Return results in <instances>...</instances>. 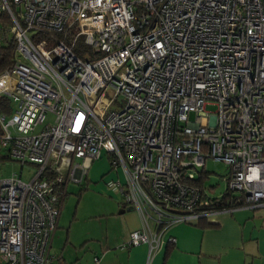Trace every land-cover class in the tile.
I'll list each match as a JSON object with an SVG mask.
<instances>
[{
	"label": "built area",
	"instance_id": "1",
	"mask_svg": "<svg viewBox=\"0 0 264 264\" xmlns=\"http://www.w3.org/2000/svg\"><path fill=\"white\" fill-rule=\"evenodd\" d=\"M0 11L15 42L0 146L34 166L28 180L0 178V264H47L67 186L103 152L124 175L107 185L141 219L123 249L264 207V0H1ZM208 159L229 167L237 205L194 183Z\"/></svg>",
	"mask_w": 264,
	"mask_h": 264
},
{
	"label": "crops",
	"instance_id": "2",
	"mask_svg": "<svg viewBox=\"0 0 264 264\" xmlns=\"http://www.w3.org/2000/svg\"><path fill=\"white\" fill-rule=\"evenodd\" d=\"M0 38L5 39L7 35L1 33ZM89 169L81 183H73L82 185L87 181ZM119 173V169L107 166L91 176L94 179L98 174L102 178L111 175L105 179L103 187L116 200L113 208L94 218L104 224L102 233L90 232L87 239L99 243L101 255L97 257V264H264V207L236 208L216 214L201 224L177 223L164 233L163 241L152 250L147 244L123 249L121 246L128 240L129 233L140 227L141 219L135 209L127 210L123 197L107 185L109 180L122 179ZM113 248L118 249V253H112ZM50 249L51 244L49 254ZM123 250L125 252H121ZM92 264H95L93 259Z\"/></svg>",
	"mask_w": 264,
	"mask_h": 264
},
{
	"label": "rangeland",
	"instance_id": "3",
	"mask_svg": "<svg viewBox=\"0 0 264 264\" xmlns=\"http://www.w3.org/2000/svg\"><path fill=\"white\" fill-rule=\"evenodd\" d=\"M13 9L17 11L19 6H15ZM2 24L0 22V36L1 33H5L7 38H0V43H5L7 39L12 38V34L9 31V25L3 26ZM205 109L213 111L215 106L209 104ZM190 117H193V114H190ZM53 118L52 114H48L46 122H52ZM3 156L4 150L0 146V178L8 177L14 173L20 174L23 180L31 178L34 166L26 164L22 167L17 161ZM107 166H110V160L103 152L102 157L92 163L87 181L82 185L69 182L68 192L61 205L57 229L52 236L49 264H92V259L101 255L98 241H88L87 239L90 237V232L95 235L102 233L104 224L94 218L98 217L96 216L98 213L113 208L116 200L103 187L105 179L111 175L107 174L108 176L102 178L101 174H98V178L94 179L91 176L97 172L100 173L101 169H105ZM202 170L206 172L202 186L207 194L210 196L223 195L227 189L226 178L229 175V167L222 161L208 159ZM119 171V176L123 177L122 169ZM67 227L70 230L68 229L69 237L65 244ZM117 250L113 248L111 252L118 253ZM125 250L121 252H125Z\"/></svg>",
	"mask_w": 264,
	"mask_h": 264
},
{
	"label": "trees",
	"instance_id": "4",
	"mask_svg": "<svg viewBox=\"0 0 264 264\" xmlns=\"http://www.w3.org/2000/svg\"><path fill=\"white\" fill-rule=\"evenodd\" d=\"M0 22L3 23L2 25L4 26L5 24L9 25V28L12 24L11 19L6 11H0ZM15 57V42L12 38L7 39L5 43H0V72H2L4 69L8 68L11 66L13 60ZM0 110H5L9 111L10 110V105L9 101L6 98H1L0 99ZM1 133V131H0ZM4 157V156H3ZM205 171L201 170L199 173V176L196 178L194 181L195 184L200 185L201 187L203 184V180L206 177ZM221 202L219 203L220 206L222 205H227V206H235L237 205V201L235 197L230 194L229 192L224 193L221 196ZM204 219H201L198 224H201V222Z\"/></svg>",
	"mask_w": 264,
	"mask_h": 264
},
{
	"label": "water",
	"instance_id": "5",
	"mask_svg": "<svg viewBox=\"0 0 264 264\" xmlns=\"http://www.w3.org/2000/svg\"><path fill=\"white\" fill-rule=\"evenodd\" d=\"M133 208L131 206H128L127 207V210H132Z\"/></svg>",
	"mask_w": 264,
	"mask_h": 264
}]
</instances>
